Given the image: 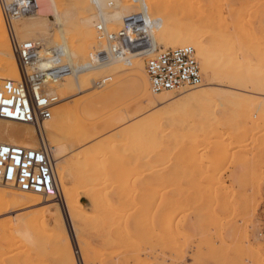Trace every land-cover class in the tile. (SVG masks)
I'll return each mask as SVG.
<instances>
[{
  "label": "bare ground",
  "instance_id": "bare-ground-1",
  "mask_svg": "<svg viewBox=\"0 0 264 264\" xmlns=\"http://www.w3.org/2000/svg\"><path fill=\"white\" fill-rule=\"evenodd\" d=\"M145 1L148 5V11L150 14H152L150 12L151 10H152V12H153V10H156L155 12L160 13V15L156 16L154 19L157 22V25L153 31V41L155 43V46L158 48L157 43H159L161 45L166 46V48L169 47V48H173V49L181 48V47H185V46L193 47L197 52V56L199 57V60L201 61V64H202V69L206 74L204 77L206 78L208 83L212 84L213 86L211 85L212 87L208 88V89H203V87L201 88L199 86V87H197V88H200L198 91H196L194 93H189L184 98H181L180 100L178 99V101H173V103L169 102L170 104L169 103L167 104V106L168 105L169 106L166 109H163V111L166 114V116L163 119L161 117H160L161 119L160 118L158 119L159 116H156L155 115L156 113H155L151 116L147 115L148 117H146V116L142 117V119L145 118V119H143V121L141 120L142 122H140V119H139V121L137 120L138 123H135V124H137V125L140 124V125H139V127H136L137 125L135 127L138 128L139 131L137 129H135V131L137 130L136 133L139 132L138 133L139 135L133 134L134 129H132L131 125H130L131 126L130 127L129 124H127L128 128H126V129L123 128L122 131L121 130L118 131L117 134L119 136H121L122 138H128V139H131L132 141L131 142L128 141L129 143L127 142L126 144H124L122 146L116 145L115 147L111 148L110 151L108 152L109 158L105 157L102 160H97L96 156H95L93 158L94 161L90 162V159L88 157L87 160L89 161L88 162L89 164H86L84 162L82 165L81 162L80 163L77 162L76 164H78V165H76V164L72 163L73 161L71 159L67 160V159H65L64 156H62L64 153H66L67 148L64 145H62V143H60L61 142L60 140L62 139L61 137H63V139L69 140L68 136L70 135V137H71L74 134V132H76L75 131V130H77L76 126L78 125L76 123L73 124V122L71 123V121H70L72 127L66 126L69 124L68 123L69 120H72V118L74 116H77V113H78V112L77 113L74 112V110H76L73 108V107H75V103H74V106L72 104L73 107H70L72 100H70L69 98L72 99L73 96L75 97L76 95L84 94L83 91H84V88L87 86L88 81H89V83L91 82L89 79V78H91L90 76H92V77L94 76V78H95V75L100 76L102 73H104L105 70L107 71L110 68H112V69L114 68V70H116V69L122 70L126 65L128 67L130 66L129 68L135 69L136 72L140 76H142V77L147 76V79H148L149 84H150V80H149V77H148V74L146 71L145 63L142 60V57L147 56L148 53L129 54L126 58L114 59V60L110 61L109 63L97 64L95 62L96 53L99 52L100 50H102L105 46V40L102 41L100 39V37L97 36L95 30L93 29L95 22H97V21L98 22L99 21L104 22L107 26V29L109 31H111V27H110L111 24H122L124 19L132 13V9L134 7L132 2L131 1L130 2L125 1L126 3L123 4L121 1H119L117 3V5L112 9L107 7L104 3L99 2L96 5L94 4V6L96 7L95 8L96 13H92V12H94L93 10H95V9H93V7H92L93 2L91 0H72L73 4L77 7V9L83 10V13L81 14L80 23L78 24V29L76 30V35L71 36L70 38L68 37L70 34V31L67 30V24H66V22H68V20H69V17L68 16L64 17V16L60 15V12L62 10H64L65 6L64 5L58 6L57 0H40V12H39V14L35 17H25V18L21 19L16 24L17 34H20L21 39L23 41H25L26 39L27 40L40 41L42 43V45L45 47L44 50H46V52H48V50L51 49V48L47 47V45L49 44V37L48 36L52 35L51 34L52 30H49V28H48L47 19L43 18L41 15L46 16V14H47V13L42 14V11L44 10L45 6L52 8V10L54 9V11H55L54 13L56 14L55 16L57 18L56 20H57V31L59 34V40L62 41V43H63V44H59V45L54 46V47H60L63 49L65 60H67V62L75 69V71L72 74H70L69 76H67L62 82L53 86V88L57 94H58L57 90H59V94L61 96L65 97L63 100H69L67 102L69 105H63L62 104L63 102L60 100L61 103L59 102V104H57L53 108V119L51 121L47 122L46 126H45L46 134L48 135L47 138L49 141V145L51 144L50 146L54 149L52 151V153L54 154L53 155L54 157L52 156V158L54 159L55 162L57 161L56 165H55V162L54 161L53 162H54V166H55L56 180H57L58 185L61 187L62 191H60V192H62V194H63L62 196L60 195L62 197L61 198L62 201H61L59 195L52 194L49 196H45L42 194H37V193H32V192H24L20 188L14 186L12 184L11 185H0V214L3 211L6 212L8 206H10L11 208H17V209H30V208L32 209L34 207L36 208L37 206H41L42 207V209L40 210L41 217L43 219L46 218L45 220L48 222L53 220L54 224H55V226L53 225L54 228H56L57 230L62 232V234L66 237V233H67L66 225L67 224L65 225V217L62 213V211H64V210L61 209V203L58 201L60 199L62 204H64V208L66 209V212L68 213V216H69V219L71 222L70 225H72L71 227L74 231V234L76 235V237H78V245L80 247V250L84 253V255H85V244L80 238V228H79V222H78V220H79L78 219L79 218L78 217V215H79L78 210L81 211L84 208L83 205L80 203V198H85V199H87V201L89 200L90 204H92L91 206L94 207L93 208L94 210H95V208H98L97 206L99 205L100 202H102L103 204L101 203V205H103L102 206L103 208L102 209L98 208L95 210V212L99 213L101 211L100 213H102V210H104L103 213H107L109 211L108 210V208H109L110 213L108 212L109 213L108 218H111V219L114 218V221L118 219L117 217H116L117 219H115L114 215H116V216L118 215L115 213L118 212L119 214H121L120 210L121 211L124 210V209H122V206H125L124 208H126V209L131 207L130 208L131 210L129 209V211H128V209H127V212H129V213L131 212L130 214H132L134 212L133 209H135L136 207L138 208L137 204H139V205L142 204V203H140V201L142 200L144 202L143 203L144 206L142 207L140 205L141 210L139 208H138V210L141 212L142 210H144L145 207H146L145 209L148 210V211L144 210L142 212V214H145V216H146L147 212L149 213L151 210L150 213H152V210L154 209V212L152 214L154 215V218H157V220H158L157 223H159V221H162L164 224L168 223V225H171L170 223L172 220L168 219V216H167V220L169 222H167V223H166L167 220L165 219L166 221L165 220L163 221L162 218L165 217L166 215L170 214L169 212H171V211H167L166 208L168 209L169 205H170L169 208L172 207L171 202L173 200H170V199H173L172 198L173 195L171 196V194H169V193L176 191V190L173 191L174 184H172V183H174V181L176 182L175 178H174L175 180L171 179V178H173V176H176V174L174 175L173 173H175L176 170L177 171L179 169L181 170V168L186 169V167L190 166V164L191 165H193V164L197 165V162L202 163L205 161L207 164L209 162L210 164L215 163L217 165L219 163H222L224 160L228 159L227 157H225L228 149L226 150V147L224 146L225 145L224 139L227 135L229 137L231 134L226 135V133H228V132H225L226 129H228L227 127H229L231 129V131L230 130H227V131H230L232 134H236V133H238L237 130H238L239 125L241 124V126H242V123H244V126L247 127V129L244 126H242L240 131H242V134H243V130H244L243 128H245V130H248V128H250V130H253L252 126H254L256 124L255 128L257 126V129H258L259 128L258 124L261 125L262 123H264V0H244L242 3H241V1H242L241 0L240 2H238V4L241 3L239 5L235 4V2H232V0H225V2L223 0H221L224 3L221 1H219V3H216V2L211 1V0L208 2H205L203 0H199V1L194 0L193 2L190 0H145ZM133 12H135V11L133 10ZM39 16H41V17H39ZM55 16H54V18H55ZM35 36H40L41 38L40 39L32 38ZM97 38L100 41H97ZM77 41H80V43H81L79 46L76 44ZM95 51H97V52H95ZM85 60H87L88 62L83 64V61H85ZM124 64H126V65L123 66ZM89 65H91V66H89ZM112 69H110V70H112ZM20 76H21L20 65H19V62H18L16 55L12 51L10 40L8 37V33H7V30L5 27L3 12H2V9L0 7V80H2V79L19 80ZM119 83H120V81H119ZM134 87H135V90L138 93V95L141 96V98H140L141 103L145 100H148L149 102L147 104H149L151 102L150 103L151 105L156 106L157 104H161L162 102H166V100L167 101L171 100V102H172V99L174 98L172 92H168V93L160 94V95L158 94L156 96L153 95V92H151L152 89H150L151 84H150V87L147 83L144 86L142 84V81L140 78H137L135 80ZM197 88H195V89L197 90ZM61 89H63L65 91L64 95H63ZM117 90H118V88H117ZM79 92H82V93H79ZM119 92H117L116 90H110L106 94L104 93L105 96L100 95L101 97L97 98L94 102L86 104L83 107V112L86 114V116H88L87 118L90 119L91 117H95L97 112L100 111L99 108L97 109V107L99 105H102L103 103L107 102V100H109V99H117L115 96L116 95L118 96ZM73 102H74V100H73ZM139 107H140V111H142L143 107L142 108H141V106H139ZM70 108H72V110ZM100 109L102 110V108H100ZM145 111H147V110H145ZM137 115H139V114H137ZM137 115H136V117H137ZM154 116H156V117H154ZM77 118H78V116H77ZM130 118H131V116H128V117L118 116V117H114V118H111L109 120H106L105 126L103 125L104 129L102 128V130L103 131L105 130L104 132H106V129L110 130L111 128H114V127L117 128L119 125L126 122ZM155 118H157L158 120ZM165 120L167 122H165ZM72 121H74V119ZM77 122H78V120H77ZM127 123H128V121H127ZM246 123H248L249 126H250V124H252V126L248 127L246 125ZM82 124H84V123H82ZM89 127H91V126H89ZM123 127H125V126H123ZM221 127H223V128L226 127L223 129V130H225V131H223V132H225V137H223L224 134L221 131ZM91 129H92L91 131L94 130L92 127H91ZM65 130H68L69 132L72 131V133L71 132L68 133V131H66L68 134L67 137L61 136V135L66 134V132H64V134H63V131H65ZM250 130H248L249 133H250ZM94 131H93V134H94ZM111 131H112V129H111ZM235 131H237V132H235ZM97 132H98V135H97V137H98V136H100L102 131L100 130ZM115 132H116V130H115ZM244 132L247 133V131H244ZM260 132H262V131H260ZM239 133L241 134V132H239ZM242 134H241V137H242L241 139H243V137L247 136V134H243L244 136H242ZM95 135H96V133H95ZM73 136H72V138H73ZM234 136H237V134ZM93 137H94V135L92 136L91 132H89L87 130H83L82 128L80 130V127H78L77 134H75V136L73 138L74 142L72 145L73 146L72 147L73 148L72 155L70 154L71 151H69L70 155L69 154H67V155H69V157H71L73 160L75 159L74 162L77 161L78 159L76 160V158H78L79 155L76 153L77 152L76 149L79 146H81L82 144L89 143L88 141L91 140ZM215 137L218 139L217 141H214ZM229 138L232 139L231 136ZM263 138H264V135H263ZM221 139H223V140H221ZM99 140L101 141V139H99ZM246 140H248V139H246ZM138 141H139V148L138 147L137 148L139 149V154L137 153L138 149L136 148V152L134 155V153H132L131 150H132V148L135 147L134 144ZM235 141L237 142V140L233 138V142H232V140L229 142L227 141V142L229 143V145H233V147H234L233 143ZM96 142H94V143H96ZM230 142H232V143H230ZM0 143L19 145V146H23V147H27V148H36L38 146V136H37L36 130L31 125L20 124V123H15V122L5 121V120L0 119ZM96 144L98 145V143H96ZM96 144H95V146H96ZM87 145H85V146L87 147ZM90 145H92V144H90ZM92 146H94V144ZM226 146H227V144H226ZM81 147L86 148L83 145ZM88 147L90 149L87 148L84 150L85 151L92 150L91 146H88ZM100 148H102L101 143H100ZM106 148L109 149L108 146ZM243 148H244V146H243ZM80 150H83V149H80ZM93 150H94V148H93ZM93 150L90 152H93ZM88 151H87V153H88ZM78 152H80V151H78ZM81 152L83 155V151H81ZM90 152H89V154H90ZM93 153H96V151ZM103 154H101V156ZM67 155H66V157H68ZM91 155H92V153H91ZM105 155L107 156L108 154L105 153ZM136 155H138L139 160L137 159L138 157H136ZM58 156H60V157L56 158ZM92 157L93 156H91L90 158H92ZM97 158H98V156H97ZM221 159H223V160H221ZM110 161H113L114 164L115 163H117V164L121 163V165L126 163L125 166L127 165V162H128V165H129L128 167H130L129 163H131L132 167L129 169H125L123 167L121 169V167L117 168L116 164L114 166V164L112 162L111 167H112V165L114 167L113 168L114 170L112 171L108 166V165H110L109 164ZM217 161H218V163H217ZM79 164H81V165H79ZM84 164H85V166H84ZM175 164L178 165L179 169L175 170V167H174V166H176ZM224 164H222V165H224ZM185 165H186V167H184ZM202 165H204V163H202ZM118 166H119V164H118ZM172 166L174 167V170L171 169ZM200 166L201 165L199 164V167ZM193 167H196V166L193 165ZM202 167L204 168V166H202ZM203 168L200 167V169H203ZM218 168H220V167L216 168L217 171H218ZM252 169H254V168H252ZM239 170H240V168H239ZM147 171H149L150 174L155 172L156 175H158L157 172H159V175L156 176L155 174H152V175H155L154 178H153V176H151L152 179L148 180V178H149L148 176H150V174L147 175L149 173V172L145 173ZM160 171H161V173H162V171L164 172V174L163 173L162 174L164 175L165 178H167V176H168V178H170V183H171V184H169V182H167V180L164 178L166 181L163 180V183L165 182L166 184L164 185L162 182H160V183H162V185L166 186V187H161V188L166 189L169 187V185L172 186L171 187L172 191H170L169 190L170 188H168V191H170V192H168L166 189L164 192L165 193L168 192V193L167 194L162 193L164 195V197H166L165 195L171 196L170 199H168V198L166 199L167 201L170 200V202H168V203H170L169 205H167V201H166V203L164 202V205H167L166 208L162 204V202L164 200L160 201L161 205L164 206V207H162V209L166 210L165 212H168V214L166 213L163 216H161L163 213L159 214L160 211H158V209H161V206H159L160 208H158V204H157V210L155 208H153V207H155V206H153V204L154 205L156 204V199H157L156 194H158L155 191H158L160 194L159 186H161V184L158 182L153 183V180L157 181L156 179H158L160 181V178H163V175H162V177L160 175L161 174ZM166 171L168 173L171 172V174L166 175L167 174ZM190 171H191V173L193 172L191 170V168H190ZM190 171H189V173H190ZM199 171L197 172V174L199 173ZM217 171H215V172L218 173L220 170L218 172ZM245 171H246L245 172V174H246L247 171L249 172V169L245 170ZM181 172H183V171H181ZM212 172H213V170H212ZM236 172H237V170H236ZM254 172H255V169H254V171L251 170L250 175L251 176L256 175V174H252ZM134 173H135V176H133ZM143 173H145V174L142 176ZM202 173L205 174L204 172H201V174ZM216 173L213 174V176L216 175ZM201 174H200V176H201ZM137 175L139 177L141 175L143 177V178L141 177L142 180L147 176V179H144L143 182H147V181L150 182L152 180V182H150V184H151L150 187H152V189H149V186L147 185V183H149V182H147L146 184L143 183L144 186L146 185L148 187L147 190H145L146 187L144 188L143 185L138 187L139 184H137V182L141 178L140 179L137 178ZM211 175H210V181H215V180H217V182L220 181L217 178L214 180H211V178H212ZM233 175H234V177H236V176L238 177V175H239V178H240V175L243 176V174H238V175L233 174ZM132 176H133V178L136 177L138 179L137 182H136V180L134 181V179H133V182H135L136 184L132 183L133 186L138 185L137 186L138 189H134V187L131 186L132 184L129 185L130 182H132V181H130L129 184L127 183L130 179H132ZM188 176L189 175H187V177ZM198 176L199 175H197V177ZM184 178H186V177L184 176ZM239 178H237L238 181L241 180ZM261 178H262V176H261ZM195 179H197V178H195ZM230 179H232V178H230ZM171 180H173V182H171ZM177 180H178V178H177ZM234 180H236V178ZM141 181H139V182L141 183ZM237 182H234V183L236 185H239L240 182L238 184H237ZM115 183H117V184H115ZM198 183L201 184L199 181L198 182L196 181V185H198ZM254 183H257V182H254ZM68 184H72V186L73 185L74 186L69 188ZM114 184L116 186L118 185L115 188L113 187L114 190L116 189L115 193H113L114 192L113 189H112L113 192H110V189L112 188V186H114ZM127 184H128V186H127ZM152 184H155L159 189L157 187L154 188V186H152ZM194 185H195V183H194ZM211 185H213V182L210 183V186ZM130 186L134 190H137L138 193L140 191V188H141V190L144 188L143 190L146 192L144 194L147 195L149 193H152V195H154V196L156 195V197L154 199V196L149 194L155 201L152 198L150 199V196L146 197V195H145V197H146V199H145L143 197L144 194L141 195L139 193L140 195H138L137 192L134 191L136 193V194L134 193L135 196L136 195H138L139 197L141 196L139 198V202L137 200L138 198H136L137 202H136V205H135L136 207H135L134 206L135 201H132V197H135V196L133 195L132 197H130L132 194L131 192L133 191V190H131L132 188ZM210 186H208V187H210ZM137 187H135V188H137ZM177 187H178V185H177ZM126 188H129V190L127 189V193L129 192L131 194H129V195L127 193H126L127 195L125 194ZM191 188H193V187H191ZM194 188H193V193H195ZM197 188H196V190H197ZM206 188H207V186H206ZM223 188H224V186H223ZM202 189H199V190L206 191L209 188H207L206 190L205 189L202 190ZM148 190H150V191H148ZM180 191H182V190H180ZM208 191H206L205 193H207ZM218 191H217V193H219V196H223L221 194L222 192H220L221 188H220V190L218 189ZM147 192H149V193H147ZM162 192H163V190H162ZM176 192H177V195L175 193V196L178 197L179 193H178V191H176ZM186 192H184V193H186ZM211 192H208L207 195L205 194L206 198H204V199H206V201H208L207 199L213 198L212 197L213 192L212 193ZM111 193L115 194L117 197L119 194L124 195V196H122L123 198L128 197V200H126V198L121 200L122 197L119 196L120 200L122 201L121 203H123V202L127 203L128 202L129 206H128V204L120 205V204H118L119 203L118 201L114 202V200H113L114 205L109 203L107 200H110L109 198H110ZM154 193H156V194H154ZM190 193L193 194L192 192H190ZM209 193H211L210 196H208ZM159 194H158V196H159ZM187 194H188V192H187ZM224 194H226V193H224ZM115 195H113V196H115ZM163 195H162V197H163ZM200 195L202 196V194H200ZM214 196H215V194H214ZM142 197L144 198V200ZM164 197H163V199H164ZM180 197H182V195ZM216 197L217 196H215V200H216ZM111 198H113V197H111ZM118 198H117V200H118ZM129 198H131V199H129ZM147 198H149V199H147ZM160 198H161V196H160ZM211 199H210V201H211ZM219 199H220V197H219ZM223 199H221V200H223ZM125 200H126V202H125ZM129 200H131V201L129 202ZM146 200H149L148 205L149 206L152 205V207H149L147 205ZM212 200L214 201V199H212ZM221 200H218V201H221ZM106 201L109 203L110 207L108 206V203ZM150 201L154 202V203L153 204L151 203V205H150ZM216 201H215V203H216ZM218 201H217V203L219 204ZM223 201H225V200H223ZM223 201H221V202H223ZM131 202H133V203L131 204ZM203 202H204V200H203ZM221 202H220V204H221ZM234 202H236V201H234ZM106 203H107V205H106ZM193 203H194V201H193ZM226 203H227V201H226ZM117 204L121 206L120 210L117 207ZM172 204H173V202H172ZM101 205H99V206H101ZM115 205H116V207H115ZM145 205H147L148 207ZM221 205L224 206V204H221ZM230 206H232V205H230ZM230 206L228 204V207H230ZM106 207H107V211H106ZM113 207H115V210H113ZM213 207H214V205H213ZM228 207H227V210H228ZM116 208H118V209H116ZM137 208L135 209L136 211H137ZM147 208H151V209L149 210ZM223 208H225V207H223ZM97 210H98V212H97ZM111 210H112V212H111ZM132 210H133V212H132ZM180 210L181 209H179V211ZM208 210H209V208H208ZM211 210H212V208H211ZM136 211L134 212L135 214H136ZM139 211H137V212L140 213ZM200 211H202V210H200ZM124 212L126 213V210H124L123 213ZM156 212H157V214L160 215V219H162V220H160L158 218L159 215H156ZM192 212L194 213V209ZM100 213H99V215H101ZM111 213H113V216H111L112 215ZM138 213L136 214L138 217L133 216V218H137V219L132 220L133 219L132 218L130 220L131 224L130 223L129 224L131 225V227L133 226L132 224L135 225L134 227H132L133 229H131V230H132V233L134 231V232H136V234H138V236L135 235V238L137 237L138 239H140V244H143L144 242H146V243L151 242L152 239L153 240L155 239L154 237H156V239L159 238L162 241L161 243L162 244L164 243V245L168 242V240H169V242H172V239L174 238V237L173 238L171 237V235H172L171 232H173L172 231L173 229L172 230H170V229L172 228V226H171V228H169V227H167L168 225L167 226L165 225L166 226L165 228L167 230L165 232L166 233L168 232V233L167 234L165 232L163 233L164 236H166V237H169L168 235L171 233L170 238L167 240V238L164 239V237H162V239H161L162 235L160 236V234L158 233V230H157V233H158L157 234V233H154L155 230H154V228H152V220L154 218L152 219V217L149 216V218H151V221L149 223V218H147V216L145 217L142 214H141L142 215L141 216ZM150 213L147 215H152ZM172 213H174V212H172ZM135 214H133V215H135ZM176 214H177V212H176ZM82 216H84V215H82ZM122 216L123 215L118 216L120 218L117 220L118 222L116 221L117 223L116 222L112 223L111 219H109L108 220L109 223L110 224L112 223V225H110V226L114 227V225H118V223L121 226L123 224H125V223H123L124 221H122V219H121ZM139 216H141V217L139 218ZM173 216H176V215H173ZM212 216L210 218H212ZM47 218H48V220H47ZM86 218H88V217H86ZM122 218H124V217H122ZM138 218H139V220H138ZM146 218L148 219L147 220L148 223L144 227V224H143L144 222L142 223L140 221H142V219H145L144 221L146 223ZM170 218H172V217H170ZM210 218H208V219H210ZM101 219L102 218H100V220ZM127 220H128V218H127ZM79 221L81 222V220H79ZM102 221H103V219H102ZM119 221L121 222V224ZM133 221H136V223H134ZM229 221H230V219H229ZM208 222H210V221H208ZM140 223L142 224V228L145 231H143V229L140 227L141 226ZM212 223H213V219H212ZM137 224H140V225L137 226ZM150 224H151V226H150ZM160 224L162 225V223H160ZM160 224H157L159 226H156V227H157V229L159 227V230L161 227L160 231L162 232L163 226H161ZM147 225L150 227L148 228ZM112 227H111V230H112ZM138 227H140V229H141L140 232L138 230L139 229ZM156 227H155V229H156ZM116 228H119V227L116 226ZM116 228H115V232H116ZM134 228H135V230H134ZM147 229H149L151 233H149V231ZM218 229H220V228H217V230ZM169 230L171 232H169ZM125 231L126 230L124 227L123 232L120 231V233H119V231H117V233L121 234L123 237H125V236L128 237V235H127L128 231L127 232H125ZM121 232L125 233V236ZM145 232H147V233H145ZM232 232H233V229H232ZM152 233L155 236L152 235ZM173 233L175 234L176 231H174ZM215 233H216V231H215ZM57 234L59 235V233H57ZM139 234H141V235L143 234L144 236H146V234H147L149 236H152V238L149 236H148L149 238L148 237L143 238ZM176 236H179V235L177 234ZM214 236H215V238L217 237L216 235H214ZM219 236H221V235H219ZM60 237L61 236H59V237L57 236V238H60ZM127 237L124 238L125 239L124 241H126L128 239ZM119 238H120V235H119ZM142 238H143V240L141 241ZM27 239H29V236H27ZM129 239H130V243H126V242H128V240L126 242H123L122 237H121L120 240H122V242L124 243L122 245H125V243L128 244L127 248L129 249V247H130V249L133 252L135 251L136 252V254L134 252L135 256L136 255H137V257L140 256L138 254V253H140V251L138 249V247L140 245V244H138L139 241L136 240L137 243H135V242H133V241H135L134 239H132L130 237H129ZM149 239H151V240H149ZM218 239H220V238L218 237ZM218 239H217V241H218ZM57 240H59V239H57ZM165 240H166V242H164ZM59 241H58V243H60ZM64 241H63V243H64ZM157 241L158 240H156V242ZM212 241H211V244H212ZM159 242H157L158 243L157 245L155 243V246L160 248L162 244L160 245ZM66 243H67L66 251L70 255V257L72 258L73 264H76L74 257H73L74 251H73V248L71 246L72 244H70L68 241ZM110 243H111V241H110ZM115 243L117 244V242H115ZM61 244H62V242H61ZM119 244H121V243H119ZM130 244H132V246ZM211 244L209 246H211ZM237 244H238V242H237ZM168 245H170L172 247V248L170 247V249H171L170 252L174 251L175 248L173 249L172 243L168 244ZM199 245L200 244L198 243V246ZM212 245L213 246H211V247L214 248L215 245L214 244H212ZM223 245H224V243H223ZM66 246H65V248H66ZM125 246L121 247L122 251L124 250L123 247H125ZM135 246L137 247V249H135ZM240 246H239V248H240ZM246 246H247V244H246ZM246 246H244V247H246ZM132 247H134V250ZM162 247H163V245H162ZM162 247L160 249H162ZM223 248H227V247H223ZM223 248H221V249H223ZM153 249H154V247H153ZM200 249H201V247H199V250ZM236 249H238V248H236ZM151 250H152V248L148 252L151 253ZM154 250H156V249H154ZM167 250H169V248ZM215 250H217V249H215ZM126 251H128V250L126 249ZM145 251H147V250L145 249L143 251V253H141V254L145 255ZM163 251H165V250H163ZM217 251H219V250H217ZM90 252H92V251H90ZM160 252H161V254L163 253L162 251H160ZM253 252H254V250H253ZM130 253H131L130 257H132V258L135 257V256H133L132 252H130ZM152 253H153V251H152ZM122 254H123V252H122ZM175 254H177V253H175ZM216 254H218V252ZM110 255H111V253H110ZM157 255L159 256V253ZM163 255L164 254H162V256ZM257 256H258V254H257ZM90 257H92V256H90ZM126 257H129V255H127ZM152 258H153V256H152ZM158 258L159 257H157V260H158ZM171 258H172V256H171ZM91 259H93V258H91ZM145 259H146V257H145ZM133 260H135V259L133 258ZM138 260L140 262L137 264H142V262H141V261H143L142 259H136L135 262H137ZM160 260H162V259H160ZM166 260H167V258H166ZM149 261L152 262L153 260L152 261L149 260ZM155 261L156 260L153 261V264ZM171 261H172V259H171ZM135 262L133 261V263H135ZM150 262H147V263L149 264ZM156 263L159 264L158 262H155V264ZM143 264H145V262H143Z\"/></svg>",
  "mask_w": 264,
  "mask_h": 264
},
{
  "label": "rangeland",
  "instance_id": "rangeland-1",
  "mask_svg": "<svg viewBox=\"0 0 264 264\" xmlns=\"http://www.w3.org/2000/svg\"><path fill=\"white\" fill-rule=\"evenodd\" d=\"M58 2V6H61V5H64L65 6V8H64V10H62L61 12H60V15L61 16H68L69 17V20H68V22H66V24H67V30H69L70 31V34H69V38L71 37V36H75L76 35V30L78 29V24L80 23V18H81V14L83 13V10H80V9H77V7L73 4V2H72V0H57ZM127 1H131V0H123V4H125ZM190 1H194V0H190ZM197 1H199V0H197ZM203 1H205V2H208V1H210V0H203ZM211 1H214V2H216V3H219V1H221V0H211ZM224 2H225V0H223ZM223 1H221V2H223ZM241 0H232V2H235V4H237V5H239V4H241L244 0H242L241 1V3H239L238 4V2H240ZM220 2V3H221ZM223 2V3H224ZM225 5V4H224ZM226 6V5H225ZM92 7H93V9H95L96 7L94 6V4L92 5ZM227 7V6H226ZM133 10L134 11H136L137 10V8H135V7H133V9H132V12H133ZM53 11V12H52ZM94 12H92V13H96V9L95 10H93ZM156 10H153V12H152V10L150 11L152 14V16L153 17H156V16H159L160 15V13L159 12H155ZM55 11H54V9L52 10V8H50V7H44V10L42 11V14L44 13V14H46V16H44V15H41L43 18H45V19H47V23H48V28H49V30H52V35H49L48 37H49V44L47 45V47L48 48H53L54 46H57V45H59V44H63L62 43V41H60L59 40V34H58V31H57V18H56V14L54 13ZM159 13V14H158ZM154 14V15H153ZM49 15V16H48ZM41 16H39V17H41ZM54 16H55V18H54ZM32 17H35V16H32ZM37 18V17H36ZM98 22V21H97ZM97 22H95V23H97ZM122 26V24H111V31H116L117 29H119L120 27ZM53 27V28H52ZM93 29L95 30V32H96V34H97V36L98 37H100V39L102 40V41H104L105 39L104 38H101V36L98 34V32H97V30H96V27H95V24H94V26H93ZM115 29V30H114ZM109 31V30H108ZM158 33V32H157ZM55 34V35H54ZM156 35V34H155ZM18 37L21 39V36H20V34H18ZM32 38H35V39H40L41 37L40 36H35V37H32ZM22 40V39H21ZM25 40V39H24ZM27 40V39H26ZM69 41V40H68ZM71 41V40H70ZM97 41H100L98 38H97ZM104 43V42H103ZM78 46L81 44L80 43V41H77V43H76ZM157 45H158V50H168V49H171V48H169V47H167L166 48V46H164V45H161V44H159V43H157ZM45 48V47H44ZM46 51V50H45ZM95 52H97V51H95ZM148 58H150V56H143L142 57V60L144 61V63H145V66H146V62H147V60H148ZM198 59H199V57H198ZM200 61V60H199ZM66 62H67V60H66ZM86 62H88L87 60H85V61H83V64L84 63H86ZM126 64H124L123 66H125ZM200 65H201V69H202V64H201V61H200ZM128 66L126 65L122 70L121 69H119V70H114V68L112 69V68H110V69H112V70H110V69H108L106 72L104 71V73H102L100 76H97V75H95V78H94V76L92 77V76H90L91 78H89L90 79V83H89V81H88V84H87V86L84 88V91H83V93L84 94H79V95H76L75 97L73 96V98L71 99V98H69L70 100H72V102H71V104H70V107H73L74 106V103H75V107H73L74 109H76V110H74V112L75 113H77V116H78V118H77V116H74L73 118H72V120L74 119V121H72V120H69V124L68 125H66V126H69V127H72L71 126V123L73 122V124L74 123H76V124H78L76 127H77V130H78V127H80V130H81V128L83 129V130H87V131H89V132H91V135L93 136L94 135V137L96 136L97 137V135H98V132L97 131H102L101 132V134H100V136H98L97 138L95 137H93L92 139L94 140H89L88 142L90 143V144H94V146H92V145H90L89 143H85V144H82L84 147H86L85 145H87V147L86 148H82L81 146H79L76 150H77V154L79 155V157L78 158H76V160L77 161H75L74 162V160L71 158V157H69V155L71 154L72 155V150H73V142H74V140H73V138H74V136H75V134H77V130H75L76 132H74V136H73V138H72V136L70 137V135L68 136V138H69V140H66V139H63V137H61L62 139L60 140L61 142L60 143H62V145H64L66 148H67V150H66V153H64L62 156H64L65 157V159H67V160H72L73 162L72 163H74V164H76L77 162H81V164L83 165V163L85 162L86 164H89L88 162V160H87V158L89 157V159H90V162L92 161H94V157L96 156V159L97 160H102V159H104L105 157L106 158H109L108 156H109V151H110V149L111 148H113V147H115L116 145L117 146H122V145H124V144H126L128 141L129 142H131L132 140L131 139H128V138H122L121 136H119L118 134H117V132L118 131H122V129L124 128V129H126V128H128V125L127 124H129V126L131 125L132 126V129H134V133L133 134H138V133H136V131L138 130V128H136V127H139V125L140 124H135V123H138V121H139V119H140V122H142L143 121V119H145V118H143L142 119V117H148L149 115L151 116V115H153V114H155L156 116H159L158 117V119L161 117L162 119L166 116V114H165V112L163 111V109H166L168 106H167V104L170 102V103H173V101H178V99L180 100L181 98H184L187 94H189V93H194V92H196V91H198L200 88H197V90L195 89V88H189V89H185V90H182V91H180V92H177V93H173V99H172V102H171V100H166V102H162L161 104H157L156 106L155 105H151L150 103V105L149 104H147L149 101L148 100H145V101H143L142 103H141V96L140 95H138V93L136 92V90H135V87H134V82H135V80L137 79V78H140L141 79V81H142V84L145 86L146 85V83L149 85V87H150V84H149V81H148V79H147V76L146 77H142V76H140L137 72H136V70L135 69H133V68H127ZM128 70H127V69ZM135 70V71H134ZM204 71H203V69H202V75H203V83H202V85L200 86L201 88L203 87V89H208V88H211L213 85L212 84H210V83H208V81L206 80V78L204 77L206 74H205V72L203 73ZM107 73H111V75L113 76V78H112V80L110 81V83H108L107 85H105V86H103V87H100V89H99V87H95L94 85H92L94 82H96L97 80H99V79H101L102 77H104ZM119 74V75H118ZM133 76V77H132ZM100 77V78H99ZM94 78V79H93ZM144 78V79H143ZM93 80V81H92ZM119 81H120V83H119ZM117 83V84H116ZM114 84V85H113ZM212 85V86H211ZM113 86V87H112ZM109 87V88H108ZM121 87V88H120ZM134 87V88H133ZM117 88H118V90H117ZM151 89V88H150ZM62 90V93H63V95H64V93H65V91L63 90V89H61ZM110 90H116L117 92H119L118 94V96L116 95L115 97L117 98V99H109V100H107V102H105V103H103L102 105H99L98 107H97V109L99 108V112H97V114H96V116L95 117H89L90 119H88L87 117L88 116H86V114L83 112V107L86 105V104H89V103H91V102H94L97 98H99V97H101V96H105V94L107 93V92H109ZM57 92H58V96H59V98L61 99V101L63 102L62 104L63 105H69L67 102L69 101V100H63L65 97H63V96H61L60 94H59V90H57ZM97 92V93H96ZM152 92V91H151ZM188 92V93H187ZM78 93V92H77ZM79 93H82V92H79ZM94 93V94H93ZM102 93V94H101ZM105 93V94H104ZM184 93V94H183ZM98 94V95H97ZM163 94H165V93H163ZM82 95V96H81ZM101 95V96H100ZM153 95H158V94H155V93H153ZM160 95V94H159ZM140 96V97H139ZM82 97V98H81ZM114 97V98H115ZM76 98V99H75ZM176 98V99H175ZM80 99V100H79ZM175 99V100H174ZM73 100H74V102H73ZM111 100V101H110ZM66 101V102H65ZM77 103H76V102ZM110 101V102H109ZM61 103V102H60ZM70 103V102H69ZM80 103V104H79ZM83 103V104H82ZM109 103V104H108ZM145 103V104H144ZM164 103V104H163ZM169 103V104H170ZM72 104H73V106H72ZM108 104V105H107ZM142 104V105H141ZM77 105V106H76ZM81 106V107H80ZM139 106H141V108L143 109L142 111H140V107ZM58 107V106H57ZM105 107V108H104ZM150 107V108H149ZM152 107V108H151ZM160 107V108H159ZM100 108H102V110L100 109ZM71 110H72V108H70ZM147 110V111H145V110ZM105 110V111H104ZM80 111V112H79ZM98 111V110H97ZM104 111V112H103ZM136 111V112H135ZM144 111V112H143ZM157 111V112H156ZM135 112V113H134ZM140 112V113H139ZM99 113V114H98ZM134 113V114H133ZM143 113V114H142ZM164 113V114H163ZM133 114V115H132ZM137 114H139V115H137ZM131 116V118L129 119V120H127L128 121V123H127V121L126 122H124V123H122L121 125H119L117 128L116 127H114V128H111L112 129V131H111V129L109 130H107L106 129V132H104L103 130H102V128L104 129V126H105V121L106 120H109V119H111V118H114V117H118V116H120V117H128V116ZM136 115H137V117H136ZM148 115V116H147ZM162 115V116H161ZM134 116V117H133ZM156 116H154V117H156ZM110 117V118H109ZM153 117V118H154ZM134 118V119H133ZM160 118V119H161ZM52 119H53V115H52ZM51 119V120H52ZM155 119H157V118H155ZM157 119V120H158ZM51 120H49V121H51ZM77 120H78V122H77ZM80 120V121H79ZM138 120V121H137ZM142 120V121H141ZM49 121H47V122H49ZM70 121H71V123H70ZM131 121V122H130ZM46 122V123H47ZM81 122V123H80ZM165 122H167L166 120H165ZM82 123H84V124H82ZM133 123V124H132ZM87 124V125H86ZM124 124V125H123ZM135 124V125H134ZM250 124V123H249ZM84 125V126H83ZM91 126L94 130V134H93V131H91L92 129H91V127H89V126ZM104 125V126H103ZM127 125V126H126ZM137 125V126H136ZM246 125L248 126V127H250V126H252V124H250V126L248 125V123H246ZM256 125V124H255ZM255 125L254 126H252L253 127V130H250V128H248V130H250V133L248 132V130H245V128L247 129V127H245L244 126V123H242V126H244L245 128H243L244 130H243V134H247V136H245V137H243V139H241L242 137H241V134H242V131H240L241 130V128H242V126H241V124L239 125V127H238V133H236L237 134V136H234V135H236V134H232L230 131H231V129L229 128V127H227L228 129H226V131L225 130H223L224 128H226V127H221V131L223 132V131H225V132H228V133H226V135L227 134H231L230 136H231V138L232 139H230L229 137H228V135L225 137V132H223V134H224V136L223 137H225V139H224V143H225V147H226V150L228 149V151L226 152V155H225V157H227L228 159L227 160H224L222 163H219L218 165L217 164H210L209 162H208V164L204 161V162H202V163H204V165H202V163H199V162H197V165L196 164H193V165H195L196 167H193V165H191L190 164V166H188V167H186V165L184 166V167H186V169H184V168H181V170L178 168V165H176V166H174L175 167V170L176 169H179L178 171L176 170V172L175 173H173L174 175L176 174V176H173V178H171V179H176V182L174 181V183H172V184H174V187H173V191L174 190H176V191H178V197L177 196H175V193H176V195H177V192L176 191H174V192H170V191H172L171 190V187L172 186H170L169 185V187L168 188H170L169 190L170 191H168V188H166L167 189V191L168 192H170L169 194H171V196L173 195V199H170L171 198V196H167V195H165L166 197H164V195L162 194V193H165L164 191L166 190L165 188H161V187H166V186H163L162 185V183H163V180H167V182H169V184H171L170 183V178H168V176H167V178H165L164 177V172L162 171V173H161V171H160V175H161V177H162V175H163V178H160V181L158 180V179H156L157 181H154L153 180V183H155V182H158V183H160V182H162V183H160L161 184V186H159V188L155 185V184H152V186H154V188H158L159 189V191H160V194H159V192L158 191H155V192H157L158 194H159V196H158V194H156V193H154V194H156L157 195V199H156V204L154 205L153 203L154 202H151L150 201V205H151V203L153 204V206H155V207H153V208H155L156 210H157V204H158V208H160L159 206H161V209H158V211H160L159 212V214H162L161 216H163L164 214H168V212H165L166 210L167 211H171V212H169L170 214H168V215H166L165 217H163L162 219H163V221L166 219L167 220V216H168V219H171L172 221H171V225H168V223L167 222H169L168 220L166 221V223L167 224H164L162 221H159V223H157L158 222V220H157V218H154V215L152 214L153 212H154V209L152 210V213H150L151 212V208H147V209H149L150 210V214H152V215H147V214H149L148 212H147V214H146V216H147V218H149V216L150 217H152V228H154V230L156 231H154V233H157V230H158V233L160 234V236H161V239H162V237H164V239L165 238H167V240L170 238V234L172 233V235H171V237L173 238H171L172 239V242H169V240H168V244H171L172 243V245H173V249H174V251H171L170 252V245H168L167 243V245L169 246H167L166 244V246L164 245V243L162 244L161 242V240L159 239V238H157L156 239V237H154L155 235L152 233V235H154L153 237L156 239V240H158L157 242H159V244L161 245H163V247H162V245H161V247H162V249H160L159 247H157V246H155V243H156V245L158 244L157 242H156V240L154 239H149V240H151V242H144L143 244H140V239H138L137 237L135 238V235H137L138 236V234H136V232H134L133 231V233H132V230L131 229H133L132 227H134L135 225L134 224H132L133 226L131 227V219L133 218V216H136V217H138L136 214L138 213L137 211H139L138 210V208L141 210V207H140V205L143 207L144 206V202L142 201H140V203H142V204H137L138 205V208L135 206L136 205V202H137V200H138V202H139V198L141 197H139L138 195H143L144 193H146L143 189L146 187V189L145 190H147V186L145 185H143V183L144 184H146L147 182H149V181H147V182H143V180L144 179H147V176L142 180V176L145 174V173H148L149 171H147V172H145V173H143L142 174V176L140 175V177L137 175V178H141L139 181H141V183L138 181L137 182V178L136 177H134L133 178V176H135V173L133 174V176H132V179H130L127 183L129 184V182L130 181H132V182H130V184L129 185H131L132 183L133 184H136L135 182H133V179H134V181L136 180V182H137V184H139V186L138 187H140V186H142L143 185V191L141 190V188H140V191H139V193L137 192V190H134V189H138V187L137 186H133V184L131 185L132 187H134V189L132 188L131 190H133L131 193H127V189L129 190V188H126V192H125V194L127 193L128 195L129 194H131V196L130 197H132L133 195H134V191H136L137 192V194L138 195H134L135 197H132V201H135V204H134V206L137 208V211L135 210V209H133L134 210V212L136 211V214L133 212V210H132V214H130L129 212H127V209H128V211H129V209L131 208H124L125 206H122V209H124V210H126V213L124 212L123 213V211H121L120 210V208H121V206L120 205H126V204H128V202L127 203H121L122 201V199H125V198H123L122 196H124V195H118V197L119 196H121L122 198H121V200H120V197L118 198L115 194H113V193H115L116 191V189L114 190V188L115 187H117L115 184H117V183H115L114 184V186H112V188L110 189V192H113L112 191V189L114 190V192L113 193H111V195H110V200H107L109 203H111V204H113V200H114V202L115 201H118L119 203L118 204H120V205H118L117 204V207L119 208V210H120V212H121V214H119L118 212L117 213H115V214H118L117 216L116 215H114L115 216V219H119L120 217H118L119 215H123L122 217H124V218H122L121 217V219H122V221H124L123 223H125V224H123L122 226L121 225H119V223H118V225H114V227H112V226H110V225H112V223L114 222H116L117 220H115L114 221V218L113 219H111V218H108L109 217V211H110V209L108 208V212L107 213H103V211L104 210H102V213H100L101 215H99V213H96L95 212V210L96 209H102L103 207V205H101V203L102 202H100L99 203V205H101V206H97L98 208H95V210L93 209L94 207L93 206H91L92 204H90V202H89V200L87 201V199H85V198H80V203L83 205V210H78V219L79 220H81V222L78 220V222H79V228H80V238H81V240L84 242V244H85V255H84V253L80 250V247H79V245H78V237H76V235L74 234V231H73V229H72V225H70L71 224V222H70V219H69V216H68V213L66 212V209L64 208V204H62V192H60L61 194V196H60V199H61V201H60V199L58 200L60 203H61V209L62 210H64V211H62V213H63V215H64V217H65V225H66V230H67V233H66V237L62 234V232H60L59 230H57L56 228H54V226H55V224H54V221L53 220H51L50 222H48V221H46L45 219L46 218H42L41 217V215H40V210L42 209V207L41 206H37L36 208L34 207V208H30V209H17V208H11L10 206H8V208H7V210H6V212L5 211H3L1 214H0V264H73V262H72V258L70 257V255L67 253V251H66V249H67V241L70 243V244H72L71 246H72V248H73V251H74V260H75V263L76 264H137V263H139L140 261L138 260L137 262H135L136 261V259H142L143 261H141L142 262V264H143V262H145V264L147 263V262H150L149 260H156L155 262H158L159 264H264V138H263V135H264V123H262L261 125H259L258 124V126H259V128L257 129V126H256V128H255ZM45 126H46V124H45ZM74 126V125H73ZM123 126H125V127H123ZM130 126V127H131ZM135 128H134V127ZM263 126V127H262ZM88 127V128H87ZM34 128V127H33ZM66 128V127H65ZM64 128V129H65ZM116 128V129H115ZM255 128V129H254ZM68 129V128H67ZM70 129V128H69ZM72 129V128H71ZM116 130V132H115V130ZM135 129H137L136 131H135ZM257 129V130H256ZM73 130V131H74ZM227 130H230V131H227ZM66 131H68V130H65V131H63V134H64V132H66ZM139 131V130H138ZM237 131H235V132H237ZM244 131H247V133H245ZM260 131H262V132H260ZM71 133H72V131H70ZM69 131H68V133H70ZM80 132V131H79ZM110 132V133H109ZM114 132V133H113ZM239 132H241V134L239 133ZM254 132V133H253ZM95 133H96V135H95ZM62 134V133H61ZM106 134V135H105ZM111 134V135H110ZM117 134V135H116ZM242 134V136H244ZM67 132H66V134L65 135H61V136H65V137H67ZM139 135V134H138ZM47 137H48V135H47ZM64 137V138H65ZM115 137V138H114ZM121 137V138H120ZM239 137V138H238ZM247 137V138H246ZM72 138V139H71ZM112 138V139H111ZM227 138V139H226ZM233 138L234 139H236L237 140V142L235 141L233 144H234V147H233V145H229V141H231L232 140V142H233ZM99 139H101V141L99 140ZM114 139V140H113ZM128 139V140H127ZM223 139H221V140H223ZM230 139V140H229ZM246 139H248V140H246ZM252 139V140H251ZM255 139V140H254ZM101 143V146H102V148H100V143L98 142V141ZM125 140V141H124ZM214 140V139H213ZM218 139L215 137V140L214 141H217ZM226 140V141H225ZM241 142H240V141ZM254 140V141H253ZM63 141V142H62ZM97 141V142H96ZM124 141V142H123ZM228 141V142H227ZM256 141V142H255ZM93 142V143H92ZM94 142H96V143H98V145L96 144V143H94ZM109 142V143H108ZM128 142V143H129ZM232 142H230V143H232ZM65 143V144H64ZM95 144H96V146H95ZM104 144V145H103ZM226 144H227V146H226ZM51 145V144H50ZM106 145V146H105ZM111 145V146H110ZM138 145V146H137ZM88 146H91V149L93 150V148H94V150L96 151V153H93V152H95L94 150H93V152H90V151H92V150H87L88 151V153H87V151H85L84 149H90ZM108 146V148L109 149H107L106 147ZM135 146V147H134ZM134 148H132V150H131V152L132 153H134V155H135V152H136V148L138 147L139 148V141L138 142H136L135 144H134ZM243 146H244V148H243ZM262 147V148H261ZM52 148V147H51ZM72 148V149H71ZM106 148V149H105ZM137 148V149H138ZM233 148V149H232ZM252 148V149H251ZM80 149H83V150H80ZM98 149V150H97ZM244 149V150H243ZM248 149V150H247ZM54 149L52 148V151H53ZM107 150V151H106ZM237 150V151H236ZM69 151H71V153L69 152ZM78 151H80V152H78ZM81 151H83V155H82V152ZM102 151V152H101ZM134 151V152H133ZM68 152V153H67ZM89 152H90V154H89ZM70 153V154H69ZM80 153V154H79ZM91 153H92V155H91ZM104 153V154H103ZM105 153L106 154H108L107 156L105 155ZM137 153L139 154V149L137 150ZM67 154H69V155H67ZM86 156H85V155ZM97 154V155H96ZM101 154H103L102 156H101ZM54 154L52 153V156H53ZM66 155L68 156V157H66ZM105 155V156H104ZM85 156V157H84ZM91 156H93L92 158H90ZM97 156H98V158H97ZM253 156V157H252ZM54 157V156H53ZM60 156H58V157H56V158H59ZM136 157H138V155H136ZM86 159V160H85ZM138 160H139V157L137 158ZM224 159V158H223ZM223 159H221V160H223ZM57 160V159H56ZM260 160V161H259ZM53 161H54V159H53ZM211 161V160H210ZM55 162V161H54ZM54 162H53V167H54V170H55V166H54ZM57 162V161H56ZM56 162H55V165H56ZM112 162L113 161H110L109 162V164L110 165H108L109 166V168L113 171L114 169V167H113V165H112V167H111V164H112ZM138 162V161H137ZM212 162V161H211ZM216 162V161H215ZM139 163V162H138ZM217 163H218V161H217ZM225 163V164H224ZM81 164H79V165H81ZM113 164H114V162H113ZM116 165H117V168H120L121 167V169L124 167L125 169H129V168H131L132 166H131V163H129L130 164V167H128L129 165H128V162H127V165L125 166V164H122L121 165V163H118L119 164V166H118V164L117 163H115ZM115 164H114V166H115ZM199 164L201 165L200 167L201 168H203L202 166H204V168L203 169H200V167H199ZM222 164H224V165H222ZM76 165H78V164H76ZM211 165V166H210ZM215 165V166H214ZM252 165V166H251ZM84 166H85V164H84ZM192 166V167H191ZM174 167L172 166V168L171 169H173L174 170ZM180 167V166H179ZM182 167V166H181ZM199 167V168H198ZM217 167H220V168H218V171H217ZM116 168V169H117ZM190 168H191V170L193 171L192 173H191V171H190ZM238 168V169H237ZM239 168H240V170H239ZM252 168H254L255 169V172L254 173H252V174H256V175H253V176H251L250 175V171L252 170V171H254V169H252ZM263 168V169H262ZM170 169V170H171ZM184 169V170H183ZM196 169V170H195ZM242 169V170H241ZM249 169V172L247 171V175L245 174V170H248ZM188 170V171H187ZM200 170V171H199ZM212 170H213V172H212ZM236 170H237V172H236ZM172 171V170H171ZM181 171H183V172H181ZM189 171H190V173H189ZM199 171V173L201 174V172H204L205 174H201V176H200V174L198 173L197 174V172ZM211 171V172H210ZM215 171H217L218 173H216ZM241 171V172H240ZM179 172V173H178ZM222 172V173H221ZM232 172V173H231ZM138 173V172H137ZM152 173V172H151ZM167 173V174H166ZM166 175H170L171 174V172L170 173H168L167 171H166ZM182 173V174H181ZM212 175H211V174ZM216 173V175H214L213 176V174H215ZM139 174V173H138ZM150 174V172L147 174V175H149ZM152 174H155V172H153ZM152 174H150V176H148L149 178H148V180H150V179H152V177L151 176H153V178H154V176L156 175H152ZM157 174L159 175V172H157ZM179 174V175H178ZM181 174V175H180ZM233 174H236V175H238V174H243V176H241L240 175V178H239V175H238V177L236 176V177H234V175ZM158 175H156V176H158ZM187 175H189L188 177H187ZM197 175H199L198 177H197ZM210 175H211V180H214V179H219L220 181L219 182H217V180H215V181H210ZM233 175V176H232ZM172 176V175H171ZM170 176V177H171ZM184 176L186 177V178H184ZM196 176V177H195ZM261 176H262V178H261ZM151 177V178H150ZM160 177V176H159ZM209 179H208V178ZM214 177V178H213ZM222 177V178H221ZM257 179H256V178ZM136 178V179H135ZM165 178V179H164ZM177 178H178V180H177ZM195 178H197V179H195ZM230 178H232V179H230ZM236 178V180H234ZM237 178H239V179H241L240 181H238V179ZM174 179V180H175ZM189 179V180H188ZM165 180V181H166ZM198 182H200L201 184H199L198 183V185H196V181ZM205 180V181H204ZM255 180V181H254ZM238 181V182H237ZM150 182H152V180L150 181ZM150 182L149 183H147V185L149 186V189H152V187H150L151 186V184H150ZM171 182H173V180H171ZM211 182H213V185H211L210 186V183ZM234 182H237V184L239 183V185H236ZM254 182H257V183H254ZM179 183V184H178ZM194 183H195V185H194ZM222 183V184H221ZM225 183V184H224ZM128 184H127V186H128ZM141 184V185H140ZM164 185L166 184L165 182L163 183ZM209 184V185H208ZM217 186H216V185ZM168 185V184H167ZM177 185H178V187H177ZM181 185V186H180ZM200 185V186H199ZM221 185V186H220ZM59 186V185H58ZM74 186V185H73ZM72 186V184H68V187L70 188V187H73ZM126 186V187H127ZM176 186V187H175ZM203 186V187H202ZM206 186H207V188H209V189H207L206 188ZM208 186H210V187H208ZM214 186V187H213ZM219 186V187H218ZM223 186H224V188H223ZM260 186V187H259ZM60 187V186H59ZM114 187V188H113ZM135 187H137V188H135ZM181 187V188H180ZM191 187H195L194 188V191H195V193H193V188H191ZM198 187V188H197ZM228 187V188H227ZM175 188V189H174ZM180 188V189H179ZM184 188V189H183ZM196 188H197V190H196ZM203 188V189H202ZM220 188H221V191L220 192H222L221 194L224 196H219V193H217V191H218V189L220 190ZM226 188V189H225ZM60 189V191H62L61 190V187L59 188ZM199 189H202V190H206V191H208V192H211L213 195H212V199H214V201L211 199V201H210V199H207L208 201H206V199H204V198H206V195H207V193H205L206 191H201V190H199ZM229 189V190H228ZM154 190V189H153ZM162 190H163V192H162ZM180 190H182V191H180ZM185 190V191H184ZM199 190V191H198ZM148 191H150V190H148ZM152 191V190H151ZM188 192V194H187V192L186 193H184V192ZM224 191V192H223ZM252 191V192H251ZM153 192V191H152ZM167 192V193H168ZM190 192H192L193 194H191ZM202 192V193H201ZM215 192V193H214ZM219 192V191H218ZM147 193H149V192H147ZM167 193H165V194H167ZM174 193V194H173ZM202 194V196L200 195V194ZM211 193H209L208 194V196H210V194ZM224 193H226V194H224ZM233 193V194H232ZM126 194V195H127ZM136 194V193H135ZM149 194H151L152 195V193H149ZM149 194H144L143 195V197L146 199V197L147 196H150ZM206 194V195H205ZM214 194H215V196H217L216 197V200L218 199V200H221V199H223V200H225V201H223V200H221V201H223V202H221V201H218L219 202V204L217 203V201L215 200V196H214ZM113 195H115V196H113ZM145 195H146V197H145ZM156 195L154 196V195H152V196H154V199H155V197H156ZM162 195H163V197H164V199H163V197H162ZM182 195V197H180ZM187 195V196H186ZM193 195V196H192ZM160 196H161V198H160ZM186 196V197H185ZM198 196V197H197ZM204 196V197H203ZM207 196V197H208ZM231 196V197H230ZM111 197H113V198H111ZM142 197V198H143ZM219 197H220V199H219ZM117 198H118V200H117ZM136 198H138L137 200H136ZM144 198H143V200H144ZM152 197L150 196V199H151ZM170 199V200H173L172 202H173V204H172V202H171V208H169L170 207V203H168V202H170V200L169 201H167L166 199ZM209 198V197H208ZM231 198V199H230ZM233 198V199H232ZM129 199H131V198H129ZM147 199H149V198H147ZM153 199V198H152ZM153 199V200H154ZM161 199V200H160ZM120 200V201H119ZM126 200H128V197L126 198ZM126 200H125V202H126ZM152 200V201H153ZM162 200H164L163 202H162V204L164 205V202L166 203V201H167V205H169V207H168V209L166 208V206L167 205H164L165 206V208H166V210H163L162 209V207H164L163 205H161V202L160 201H162ZM176 202H175V201ZM194 201V203H193V201ZM198 200V201H197ZM203 200H204V202H203ZM231 200V201H230ZM57 201V202H58ZM106 201V202H107ZM131 200H129V202H130ZM148 201L149 200H146V203H147V205H148ZM155 201V200H154ZM213 201V202H212ZM215 201H216V203H215ZM226 201H227V203H226ZM234 201H236V202H234ZM255 201V202H254ZM58 202V203H59ZM107 202V203H108ZM207 202V203H206ZM220 202H221V204H224V206H222L221 204H220ZM226 204H225V203ZM107 203H106V205H107ZM109 203H108V206H109ZM117 203V202H116ZM115 203V204H116ZM133 202H131V204H132ZM160 203V204H159ZM176 203V204H175ZM215 203V204H214ZM103 204V203H102ZM228 204H229V206L230 205H232V206H230V207H228ZM63 205V206H62ZM105 205V204H104ZM105 205V206H106ZM114 205V204H113ZM147 205H145V206H147ZM213 205H214V207H213ZM120 206V207H119ZM128 206H129V204H128ZM131 206V205H130ZM133 206V205H132ZM149 206V205H148ZM147 206V207H148ZM101 207V208H100ZM110 207V206H109ZM115 207H116V205H115ZM115 207H113V210H115ZM149 207H152V205L151 206H149ZM183 209H182V208ZM223 207H225V208H223ZM227 207H228V210H227ZM232 207V208H231ZM255 207V208H254ZM64 208V209H63ZM105 208V207H104ZM118 208H116V209H118ZM146 208V207H145ZM144 208V210H146ZM208 208H209V210H208ZM211 208H212V210H211ZM222 208V209H221ZM231 208V209H230ZM254 208V209H253ZM179 209H181L180 211H179ZM193 209H194V213L192 212L193 211ZM199 209V210H198ZM233 209V210H232ZM131 210V209H130ZM144 210H142L140 213H138V214H142V212L144 211ZM175 210V211H174ZM177 210V211H176ZM200 210H202V211H200ZM106 211H107V207H106ZM146 211H148V210H146ZM163 211V212H162ZM199 211V212H198ZM223 213H222V212ZM97 212H98V210H97ZM111 212H112V210H111ZM165 212V213H164ZM172 212H174V213H172ZM176 212H177V214H176ZM182 212V213H181ZM184 212V213H183ZM33 213V214H32ZM82 213V214H81ZM123 213V214H122ZM146 213V212H145ZM172 213V214H171ZM233 213V214H232ZM112 214V215H111ZM110 215L111 216H113V213H111ZM126 214V215H125ZM133 214H135V215H133ZM159 214H157V212H156V215H159ZM200 214V215H199ZM210 214V215H209ZM213 216H212V215ZM67 215V216H66ZM82 215H84V216H82ZM87 215V216H86ZM130 215V216H129ZM143 216H145V214H142ZM141 215V216H142ZM173 215H176V216H173ZM205 215V216H204ZM230 215V216H229ZM126 216V217H125ZM141 216H139V218L141 217ZM145 216V217H146ZM172 217V218H170V217ZM182 216V217H181ZM184 216V217H183ZM212 216V218H210ZM217 218H216V217ZM67 217V218H66ZM86 217H88V218H86ZM105 217V218H104ZM117 217V218H116ZM156 217V216H155ZM174 217V218H173ZM93 218V219H92ZM100 218H102L103 219V221H102V219L100 220ZM127 218H128V220H127ZM130 218V219H129ZM139 218H138V220H139ZM144 218V217H143ZM146 218V223H145V219H142V221H140V222H144L143 224H144V227H145V225L148 223L147 222V219ZM159 219H160V215H159V217H158ZM208 218H210V219H207ZM215 218V219H214ZM89 219V220H88ZM99 219V220H98ZM109 219H111V224L109 223ZM126 219V220H125ZM134 219H137V218H133L132 220H134ZM162 219H160V220H162ZM212 219H213V223H212ZM229 219H230V221H229ZM233 219V220H232ZM47 220H48V218H47ZM84 220V221H83ZM113 220V221H112ZM156 220V221H155ZM241 220V221H240ZM67 221V222H66ZM97 221V222H96ZM102 221V222H101ZM105 221V222H104ZM150 221H151V218H149V223H150ZM208 221H210V222H208ZM218 223H217V222ZM229 221V222H228ZM87 222V223H86ZM100 222V223H99ZM118 222V221H117ZM116 222V223H117ZM120 222V221H119ZM134 223H136V221H133ZM132 222V223H133ZM173 222V223H172ZM53 223V224H52ZM84 223V224H83ZM86 223V224H85ZM130 223V224H129ZM138 223V222H137ZM156 223V224H155ZM160 223H162V225L160 224ZM195 223V224H194ZM215 223V224H214ZM120 224H121V222H120ZM141 224V223H140ZM140 224H137V226H139ZM157 224H160L161 226H163L162 227V232L160 231L161 230V227H160V230H159V227H158V229H157V227L156 226H159V225H157ZM54 225V226H53ZM167 227H169V228H171V226H172V228L170 229V230H172L173 232L174 231H176V233L174 234L173 232H171L170 230H169V232H171L168 236L169 237H166V236H164V232L165 231H167L166 230V226ZM217 225V226H216ZM101 226V227H100ZM110 226V227H109ZM116 226H118L119 228H116ZM121 226V227H120ZM125 227V232H127V235H128V237L127 236H125V233H122L123 231H124V227ZM148 226V225H147ZM150 226H151V224H150ZM150 226H148V228L150 227ZM175 226V227H174ZM221 226V227H220ZM97 227V228H96ZM108 229H107V228ZM111 227H112V230H111ZM131 227V228H130ZM141 228H142V224H141V226H140ZM140 227H138L139 229V232H140ZM155 227H156V229H155ZM216 227V228H215ZM115 228H116V232H115ZM121 228V229H120ZM137 228V227H136ZM147 228V227H146ZM145 228V229H146ZM168 228V229H169ZM217 228H220V229H218L217 230ZM245 228V229H244ZM143 229V228H142ZM196 229V230H195ZM232 229H233V232H232ZM55 230V231H54ZM134 230H135V228H134ZM148 231H149V233H151L150 232V230L149 229H147ZM153 230V229H152ZM164 230V231H163ZM117 231H119V233H120V231H122L121 233L122 234H124V236L125 237H127L126 239L128 240V242H126V241H124L125 239V237H123L121 234H119V233H117ZM143 231H145L144 229H143ZM160 231V232H159ZM215 231H216V233H215ZM138 232V233H139ZM53 233V234H52ZM57 233H59V235L57 234ZM109 235H108V234ZM145 233H147V232H145ZM148 233V234H149ZM157 233V234H158ZM166 233V232H165ZM168 233V232H167ZM166 233V234H167ZM181 233V234H180ZM211 233V234H210ZM179 235V236H176V235ZM221 235V236H219V235ZM240 234V235H239ZM119 235H120V238L122 237V240H123V242H126V243H130V239H129V237L130 238H132V239H134L135 241H133V242H135V243H137V241L136 240H138L139 242H138V244H140L139 245V247H138V249H139V251H140V253H138L140 256H138L137 257V255L135 256V254H136V252H135V254H134V252L130 249V247H129V249L131 250H129L128 248H127V246H128V244H126L125 243V245H122V244H124L123 242H122V240H120V238H119ZM140 236H142L143 238H145V237H148L149 235H147L146 234V236H144L143 234L141 235V234H139ZM151 235V234H150ZM214 235H216L217 237L215 238V236ZM239 235V236H238ZM245 235V236H244ZM27 236H29V239H27ZM57 236L59 237V236H61L60 238H57ZM185 236V237H184ZM214 236V237H213ZM63 237V238H62ZM149 237H151L152 238V236H149ZM148 237V238H149ZM213 237V238H212ZM218 237L220 238V239H218ZM59 239V240H57V239ZM66 238V239H65ZM143 238L141 239V241L143 240ZM190 238V239H189ZM208 238V239H207ZM119 239V240H118ZM131 239V240H132ZM147 239V238H146ZM182 239V240H181ZM213 241H212V240ZM217 239H218V241H217ZM65 240V241H64ZM148 240V241H149ZM57 241V242H56ZM58 241L60 242V243H58ZM63 241H64V243H63ZM110 241H111V243H110ZM121 241V242H120ZM210 243H209V242ZM211 241H212V244H214L215 246H214V248L215 249H217V250H219V251H217V250H215L214 248H212L211 246H213L212 244H211ZM61 242H62V244H61ZM115 242H117V244L115 243ZM121 243V244H119V243ZM132 242V243H133ZM164 242H166V240L164 241ZM174 242V243H173ZM237 242H238V244H237ZM66 243V244H65ZM142 243V242H141ZM177 243V244H176ZM198 243L200 244L199 246H198ZM221 243V244H220ZM223 243H224V245H223ZM119 244V245H118ZM147 244V245H146ZM175 244V245H174ZM211 244V246H209ZM242 244V245H241ZM246 244H247V246H246ZM60 245V246H59ZM66 246V248H65V246ZM118 245V246H117ZM121 245V246H120ZM131 246H132V244H130ZM136 245V244H135ZM144 245V246H143ZM219 245V246H218ZM241 245V246H240ZM59 246V247H58ZM62 246V247H61ZM64 246V247H63ZM87 246V247H86ZM120 246V247H119ZM122 246H125V247H123V251L121 250L122 248ZM159 246V245H158ZM197 246V247H196ZM221 246V247H220ZM227 247V248H223V247ZM238 246V247H237ZM239 246H240V248H239ZM244 246H246V247H244ZM145 247V248H144ZM147 247V248H146ZM149 247V248H148ZM153 247H154V249H156V250H154L153 249ZM169 248V250H167L168 248ZM196 247V248H195ZM199 247H201V249L199 250ZM211 247V248H210ZM238 248V249H236V248ZM251 247V248H250ZM133 248V250H134V247H132ZM152 248V250H151V253H149L148 251L150 250ZM166 248V249H165ZM172 248V247H171ZM198 248V249H197ZM220 248V249H219ZM221 248H223V249H221ZM90 249V250H89ZM126 249L128 250V251H126ZM135 249H137V247L135 246ZM146 249L147 251H145V255H143V254H141V253H143V251ZM172 249V250H173ZM197 249V250H196ZM214 249V250H213ZM252 249V250H251ZM163 250H165V251H163ZM179 250V251H178ZM253 250H254V252H253ZM90 251H92V252H90ZM115 251V252H114ZM125 251V252H124ZM138 251V250H137ZM152 251H153V253H152ZM160 251H162L163 253L162 254H164L163 256H162V254H161V252ZM108 252V253H107ZM114 252V253H113ZM122 252H123V254H122ZM130 252H132L133 253V256H135V257H133L135 260H133V258L132 257H130ZM155 252V253H154ZM157 252V253H156ZM218 252V254H216ZM243 252V253H242ZM96 253V254H95ZM99 253V254H98ZM110 253H111V255H110ZM116 253V254H115ZM159 253V256L157 255ZM170 253V254H169ZM175 253H177V254H175ZM183 253V254H182ZM95 256H94V255ZM108 254V255H107ZM129 255V257H126L127 255ZM153 254V255H152ZM168 254V255H167ZM256 254V255H255ZM257 254H258V256H257ZM110 255V256H109ZM124 255V256H123ZM153 256V258H152V256ZM157 255V256H156ZM170 255V256H169ZM245 255V256H244ZM255 255V256H254ZM90 256H92V257H90ZM146 257V259L148 260H146L145 259V257ZM171 256H172V258H171ZM95 257V258H94ZM103 257V258H102ZM109 257V258H108ZM141 257V258H140ZM156 257V258H155ZM157 257H159L158 258V260H157ZM161 257V258H160ZM165 257V258H164ZM259 257V258H258ZM91 258H93V259H91ZM150 258V259H149ZM166 258H167V260H166ZM259 260H258V259ZM96 259V260H95ZM98 259V260H97ZM160 259H162V260H160ZM170 259V260H169ZM171 259H172V261H171ZM263 259V260H262ZM145 260V261H144ZM248 260V261H247ZM100 261V262H99ZM133 261L135 262V263H133ZM153 261L152 262H150L149 264H153ZM165 261V262H164ZM167 261V262H166ZM95 262V263H94ZM155 262H154V264H155ZM169 262V263H168ZM148 264V263H147ZM157 264V263H156Z\"/></svg>",
  "mask_w": 264,
  "mask_h": 264
},
{
  "label": "built area",
  "instance_id": "built-area-1",
  "mask_svg": "<svg viewBox=\"0 0 264 264\" xmlns=\"http://www.w3.org/2000/svg\"><path fill=\"white\" fill-rule=\"evenodd\" d=\"M91 1L95 5L102 2L110 9L119 1L123 2ZM131 2L137 10L128 15L116 31H108L102 21L95 23L98 34L105 39V46L96 53L95 62L109 63L129 54L148 53L146 71L153 93H177L201 86L203 75L196 50L191 46L158 50L153 41L155 17L149 13L145 0ZM0 7L21 69L19 80H0V119L31 125L38 136L36 148L0 143V185L12 184L24 192L60 196L45 124L52 119L53 108L61 100L53 86L75 69L66 62L62 48L54 47L46 52L40 41L19 39L16 24L25 17L37 16L40 0H0ZM112 78L111 73H107L93 85L103 87ZM41 100L44 103H40Z\"/></svg>",
  "mask_w": 264,
  "mask_h": 264
},
{
  "label": "snow or ice",
  "instance_id": "snow-or-ice-1",
  "mask_svg": "<svg viewBox=\"0 0 264 264\" xmlns=\"http://www.w3.org/2000/svg\"><path fill=\"white\" fill-rule=\"evenodd\" d=\"M40 103H44V101H43V100H41V101H40ZM8 114H9V115H11V113H8Z\"/></svg>",
  "mask_w": 264,
  "mask_h": 264
}]
</instances>
